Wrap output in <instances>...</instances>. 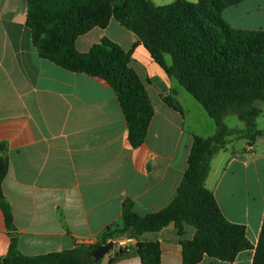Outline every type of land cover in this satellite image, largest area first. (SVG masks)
Returning <instances> with one entry per match:
<instances>
[{
  "label": "crops",
  "instance_id": "0c3cea01",
  "mask_svg": "<svg viewBox=\"0 0 264 264\" xmlns=\"http://www.w3.org/2000/svg\"><path fill=\"white\" fill-rule=\"evenodd\" d=\"M152 1L166 5L175 0ZM27 6L28 0H0V145L7 146L3 190L13 208L20 251L38 256L97 244L109 227L122 226L125 202L140 215L169 206L188 169L194 136L212 137L217 126L138 37L112 20L107 28L81 36L77 48L86 53L105 37L126 51L135 46L130 66L144 82L155 116L145 143L132 147L120 101L106 81L40 57L26 23ZM223 18L237 30L264 31V0L231 5ZM174 92L182 111L163 102ZM245 130L246 123L238 131ZM234 142L228 139L213 157L206 186L225 217L246 226L253 249L233 263L205 257L200 264L254 262L264 220V148L256 149L264 147V139ZM5 224L0 207V257L11 243ZM186 229L182 238L170 224L137 240L158 242L161 264H183L182 241L195 234L192 227ZM125 253H109L101 264H142L135 247Z\"/></svg>",
  "mask_w": 264,
  "mask_h": 264
},
{
  "label": "trees",
  "instance_id": "16d2710c",
  "mask_svg": "<svg viewBox=\"0 0 264 264\" xmlns=\"http://www.w3.org/2000/svg\"><path fill=\"white\" fill-rule=\"evenodd\" d=\"M244 0H175L157 5L152 0H28L27 26L40 57L72 73L106 81L114 90L125 115L129 142L145 143L155 109L144 82L130 66L135 46L124 50L105 37L88 52L77 40L112 20L134 33L155 62L177 80L204 108L217 126L212 137L194 136L188 169L175 200L159 212L140 215L125 202L121 227H109L95 245H79L60 253L26 256L15 234L14 212L5 200L3 184L9 172L6 144L0 145V207L10 230L11 243L0 264H101L92 257L100 246L121 236L139 238L174 224L183 239V264H200L205 257L233 263L241 252L253 249L244 225L230 222L214 193L206 186L213 157L226 148L230 129L225 121L234 113L246 123L248 140L260 132L256 120L264 105V31L237 30L223 18L226 8ZM171 57L172 63L167 62ZM176 93L164 97L169 107L182 111ZM253 264H264V220ZM158 242H139L136 255L142 264H161ZM126 256L120 252L117 257Z\"/></svg>",
  "mask_w": 264,
  "mask_h": 264
},
{
  "label": "rangeland",
  "instance_id": "374dc122",
  "mask_svg": "<svg viewBox=\"0 0 264 264\" xmlns=\"http://www.w3.org/2000/svg\"><path fill=\"white\" fill-rule=\"evenodd\" d=\"M184 91H185V95H187L188 99H191L192 103H194L195 105H197L198 107H200L199 106L200 104L198 102H196L192 98L193 96L190 95L186 90H184ZM256 105L261 109V114L259 115V117L256 120V129L255 130L259 131L260 132V135L257 136V139L255 140V142L258 139H264V105L262 103H257ZM225 121H226V123H227V125L229 126V129H230V135H228V139L229 140L231 139L233 141L232 144L235 143L234 142L235 139H244V138L248 139L244 131H242V132L241 131L240 132L238 131V130H240V128H243L244 127L245 122H243L241 119H239V117L237 115H235L234 113H229L225 117ZM226 147H227V145H226ZM263 148L264 147L262 145H260L256 149V151L258 153H260L263 150ZM219 158H217V159H219ZM252 178H253V176L251 177V179ZM252 181L253 180H251V182ZM262 181L264 183V175H262ZM105 257H107V256H105Z\"/></svg>",
  "mask_w": 264,
  "mask_h": 264
},
{
  "label": "built area",
  "instance_id": "2783aa9c",
  "mask_svg": "<svg viewBox=\"0 0 264 264\" xmlns=\"http://www.w3.org/2000/svg\"><path fill=\"white\" fill-rule=\"evenodd\" d=\"M110 242H112L113 246L109 253L114 255L120 252H128L131 248H136L139 243L136 237L128 235L112 239Z\"/></svg>",
  "mask_w": 264,
  "mask_h": 264
},
{
  "label": "water",
  "instance_id": "95a60500",
  "mask_svg": "<svg viewBox=\"0 0 264 264\" xmlns=\"http://www.w3.org/2000/svg\"><path fill=\"white\" fill-rule=\"evenodd\" d=\"M112 246V242H108L106 245L100 246L93 252L92 257L96 262L102 261L104 257L109 254Z\"/></svg>",
  "mask_w": 264,
  "mask_h": 264
}]
</instances>
